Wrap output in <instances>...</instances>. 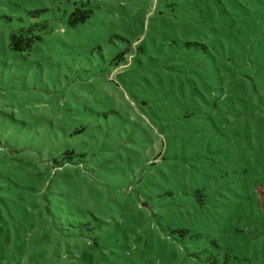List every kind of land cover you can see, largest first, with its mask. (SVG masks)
<instances>
[{
    "label": "rangeland",
    "instance_id": "1",
    "mask_svg": "<svg viewBox=\"0 0 264 264\" xmlns=\"http://www.w3.org/2000/svg\"><path fill=\"white\" fill-rule=\"evenodd\" d=\"M0 264H264V0H0Z\"/></svg>",
    "mask_w": 264,
    "mask_h": 264
},
{
    "label": "trees",
    "instance_id": "2",
    "mask_svg": "<svg viewBox=\"0 0 264 264\" xmlns=\"http://www.w3.org/2000/svg\"><path fill=\"white\" fill-rule=\"evenodd\" d=\"M44 10H35V11H29V13L31 14H36L38 12H42ZM92 14V10L87 6V2H80V4L78 6H76L74 8V10L69 14L68 16V23L72 26L77 25L78 23H82L85 22ZM47 27V24L42 23L39 24V29L43 30ZM41 38V36L39 34H34V32L32 31L31 27L28 28H21L18 32H11L10 36H9V47L17 52H26L28 51L33 43L35 42V40H39ZM197 46L199 44L195 43V42H188L185 43V46L187 48H190L192 46ZM69 155V153H67V155H65V157L62 158V161H56L54 163H57L59 166L64 165L65 163H67L70 158L67 157ZM199 191H196L195 193H198ZM177 232H188L187 229H177Z\"/></svg>",
    "mask_w": 264,
    "mask_h": 264
}]
</instances>
